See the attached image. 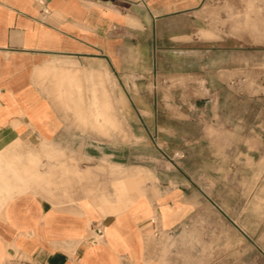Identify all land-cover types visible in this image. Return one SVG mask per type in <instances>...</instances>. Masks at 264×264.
<instances>
[{
  "label": "crops",
  "instance_id": "crops-1",
  "mask_svg": "<svg viewBox=\"0 0 264 264\" xmlns=\"http://www.w3.org/2000/svg\"><path fill=\"white\" fill-rule=\"evenodd\" d=\"M44 1L50 11L45 20L39 0H0V264H183L185 252L194 254L191 233L202 221L203 189L195 179L208 177L203 168H186V152L175 182L157 176L131 205L123 183L116 185L117 201L120 176L110 169L103 190L77 182L60 191L66 199L56 200L42 196L35 178L26 181L25 168L43 144L57 155L119 164L104 147H94L99 156L75 148V128L64 114L88 111L73 105L62 110L54 100L70 97L75 81L99 83L108 73L113 97L120 99L122 84L133 79L155 84L162 75H178L187 85L179 113L199 110L190 103L199 90L205 96L194 99L206 98L205 108L211 102L218 114L217 86L235 75L250 81L249 47L235 51V38L210 23L217 0ZM92 104L96 123H107L106 114L112 118L108 101L97 97ZM118 110L132 112L128 105ZM245 145L248 156V138ZM92 167L78 171L83 180Z\"/></svg>",
  "mask_w": 264,
  "mask_h": 264
},
{
  "label": "rangeland",
  "instance_id": "rangeland-1",
  "mask_svg": "<svg viewBox=\"0 0 264 264\" xmlns=\"http://www.w3.org/2000/svg\"><path fill=\"white\" fill-rule=\"evenodd\" d=\"M209 19L219 33L235 38V51L249 47L251 53L249 82L243 83L235 75L227 85L217 86L218 114L211 110V102L205 108L206 98L194 99L205 96L199 90L190 101L199 110L179 113L177 107L183 105L180 97L187 85L178 75H162L155 84L143 78L137 84L133 79L122 84L120 99L113 97L108 73L99 75V83L92 78L87 83L75 81L70 97L54 99L62 110L73 105L88 111L64 114L75 128L79 141L75 148L83 145L99 156L94 147H104L106 152H115L120 165L99 157L77 158L74 152L57 155L55 148L43 144L40 153L31 156V167L25 168L26 181L35 178L41 183L43 197L61 200L68 195L60 191L77 182H94L99 186L95 191L103 190L101 182L110 169L112 176H120L115 184L117 201L116 185L123 183L131 205L144 194V185L160 180L157 176L165 179L169 175L170 182H175L186 152V168L192 173L203 168L208 177L195 179L203 189L202 221L191 233L194 254L185 252L183 264H264V67L258 68L264 62V0H217ZM97 97L110 104L111 122L96 123L92 102ZM119 105L122 109L131 106L132 112H119ZM147 109L154 113L143 112ZM200 121L214 126L200 129L194 125ZM87 165H94L90 168L93 174L83 180L78 171Z\"/></svg>",
  "mask_w": 264,
  "mask_h": 264
},
{
  "label": "built area",
  "instance_id": "built-area-1",
  "mask_svg": "<svg viewBox=\"0 0 264 264\" xmlns=\"http://www.w3.org/2000/svg\"><path fill=\"white\" fill-rule=\"evenodd\" d=\"M39 3L41 4V15L42 19L45 20L49 15V8L47 3L44 0H39ZM98 234H101L100 231H97Z\"/></svg>",
  "mask_w": 264,
  "mask_h": 264
},
{
  "label": "bare ground",
  "instance_id": "bare-ground-1",
  "mask_svg": "<svg viewBox=\"0 0 264 264\" xmlns=\"http://www.w3.org/2000/svg\"><path fill=\"white\" fill-rule=\"evenodd\" d=\"M106 120H107V122H111V117L109 114H106Z\"/></svg>",
  "mask_w": 264,
  "mask_h": 264
}]
</instances>
